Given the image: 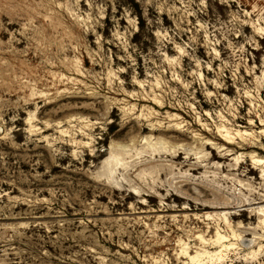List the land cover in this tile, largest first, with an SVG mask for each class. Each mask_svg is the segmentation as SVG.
<instances>
[{"label": "rangeland", "instance_id": "1", "mask_svg": "<svg viewBox=\"0 0 264 264\" xmlns=\"http://www.w3.org/2000/svg\"><path fill=\"white\" fill-rule=\"evenodd\" d=\"M259 160L264 0H0V264H264Z\"/></svg>", "mask_w": 264, "mask_h": 264}, {"label": "bare ground", "instance_id": "2", "mask_svg": "<svg viewBox=\"0 0 264 264\" xmlns=\"http://www.w3.org/2000/svg\"><path fill=\"white\" fill-rule=\"evenodd\" d=\"M227 157H228V156H227ZM258 162H259V163H260V162H261V163H264V161H263V160H261V161L259 160V161H257V163H258Z\"/></svg>", "mask_w": 264, "mask_h": 264}]
</instances>
